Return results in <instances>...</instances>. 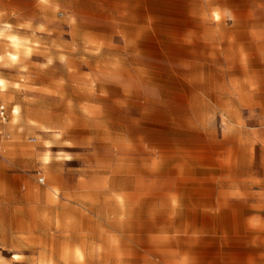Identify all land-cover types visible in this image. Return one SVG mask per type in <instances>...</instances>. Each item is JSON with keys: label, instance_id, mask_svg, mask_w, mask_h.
<instances>
[{"label": "rangeland", "instance_id": "obj_1", "mask_svg": "<svg viewBox=\"0 0 264 264\" xmlns=\"http://www.w3.org/2000/svg\"><path fill=\"white\" fill-rule=\"evenodd\" d=\"M0 106V264H264V0H0Z\"/></svg>", "mask_w": 264, "mask_h": 264}, {"label": "bare ground", "instance_id": "obj_2", "mask_svg": "<svg viewBox=\"0 0 264 264\" xmlns=\"http://www.w3.org/2000/svg\"><path fill=\"white\" fill-rule=\"evenodd\" d=\"M11 41L12 42H17V39L15 38V37H11ZM45 160H47V157H45L44 158ZM42 192V191H41ZM89 209V208H88ZM54 218V217H53ZM81 248V247H80ZM75 250V249H74ZM83 250V249H82ZM84 252V251H83ZM53 255H54V253H53ZM45 256V255H44ZM43 256V257H44ZM42 257V256H41ZM82 257H83V255H82ZM77 259V258H76ZM84 259V258H83ZM42 260V259H41ZM78 260V259H77ZM77 260H76V262H77ZM84 262H86V261H84ZM45 264V263H44ZM81 264V263H80ZM83 264H85V263H83Z\"/></svg>", "mask_w": 264, "mask_h": 264}, {"label": "built area", "instance_id": "obj_3", "mask_svg": "<svg viewBox=\"0 0 264 264\" xmlns=\"http://www.w3.org/2000/svg\"><path fill=\"white\" fill-rule=\"evenodd\" d=\"M0 118H4V107L3 106H0ZM40 181L42 182L43 180L40 179Z\"/></svg>", "mask_w": 264, "mask_h": 264}]
</instances>
